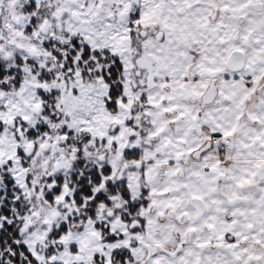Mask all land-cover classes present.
Instances as JSON below:
<instances>
[{
  "label": "snow or ice",
  "instance_id": "1",
  "mask_svg": "<svg viewBox=\"0 0 264 264\" xmlns=\"http://www.w3.org/2000/svg\"><path fill=\"white\" fill-rule=\"evenodd\" d=\"M0 264H264V0H0Z\"/></svg>",
  "mask_w": 264,
  "mask_h": 264
}]
</instances>
